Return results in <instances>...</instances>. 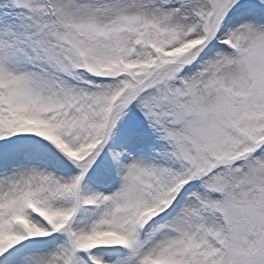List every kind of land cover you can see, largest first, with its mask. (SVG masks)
Here are the masks:
<instances>
[{"label": "snow or ice", "instance_id": "6c2138e0", "mask_svg": "<svg viewBox=\"0 0 264 264\" xmlns=\"http://www.w3.org/2000/svg\"><path fill=\"white\" fill-rule=\"evenodd\" d=\"M0 264H264V0H0Z\"/></svg>", "mask_w": 264, "mask_h": 264}]
</instances>
